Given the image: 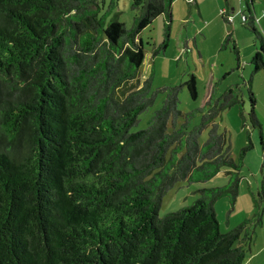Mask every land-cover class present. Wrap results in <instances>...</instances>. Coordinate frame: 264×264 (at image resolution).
<instances>
[{
  "label": "trees",
  "instance_id": "16d2710c",
  "mask_svg": "<svg viewBox=\"0 0 264 264\" xmlns=\"http://www.w3.org/2000/svg\"><path fill=\"white\" fill-rule=\"evenodd\" d=\"M173 1L133 0L128 28L104 25L96 0H0V264L246 263L263 211L222 233L215 209L225 197L234 206L239 192L240 166L216 121L238 95L227 89L221 103L208 101L194 126V112L178 108L182 86L139 81L140 34L160 16L170 23ZM244 1L242 26L261 43L251 65L264 72L254 0ZM221 17L230 22L225 10ZM229 42L239 69L231 34ZM185 86L196 100V76ZM159 93L162 107L133 132ZM249 94L250 126L260 128ZM223 170L227 186L200 189L190 207L159 216L177 184Z\"/></svg>",
  "mask_w": 264,
  "mask_h": 264
},
{
  "label": "rangeland",
  "instance_id": "374dc122",
  "mask_svg": "<svg viewBox=\"0 0 264 264\" xmlns=\"http://www.w3.org/2000/svg\"><path fill=\"white\" fill-rule=\"evenodd\" d=\"M197 8L190 7L188 0H174L172 3L171 24L164 16L158 17L145 28L140 38L145 44V60L140 68L139 81L150 76L153 78V90L165 86H182L179 94V110L194 112L193 125L201 122L203 114L210 109L209 97L214 104L220 101L227 89H233L240 99V105L221 112L216 120L219 131L226 134L227 146L231 158L240 166L239 192L235 205L225 197L215 204L220 231L227 233L247 219L254 217L258 210L263 211L264 201V72H253L251 59L260 41L256 42L250 30L241 25V13L246 9L244 0H197ZM104 25L113 20L124 23L128 28L133 25L136 11L132 9L133 0H96ZM230 5V6H229ZM234 9L237 16L234 23H225L220 15L221 7ZM256 29L264 37V0H254ZM229 20L232 19L229 18ZM170 24L169 32L167 27ZM228 34L237 43L240 57L238 68L237 56L233 52V42L225 43ZM165 44L164 51L154 55L156 48ZM189 75L197 78L198 98L193 100L185 86ZM249 89L255 97V114L260 128H252L248 119L251 108ZM165 95L159 93L153 106L139 118L133 132L144 130L155 111L159 110ZM205 113L198 112L203 109ZM240 111L246 121L240 117ZM261 129V130H260ZM206 128L199 139L203 145L208 138ZM252 148L241 158V151L246 146ZM229 184L227 170L218 173L213 179L204 183L182 182L177 184L163 199L159 216L178 212L190 207L200 197V189H215ZM263 209V210H262ZM230 220V221H228ZM248 257L253 252L254 242L250 246Z\"/></svg>",
  "mask_w": 264,
  "mask_h": 264
},
{
  "label": "crops",
  "instance_id": "0c3cea01",
  "mask_svg": "<svg viewBox=\"0 0 264 264\" xmlns=\"http://www.w3.org/2000/svg\"><path fill=\"white\" fill-rule=\"evenodd\" d=\"M225 1L227 2V0H225ZM187 3L190 5V7L197 8L199 14L201 15L200 7H199V4H198V1L197 0H194L192 3H189V2H187ZM229 6L228 7H224V8L221 7V10L220 11L222 13V11L225 10L228 13L229 18L232 19V22H231V20H229L230 22L228 24H230V23L232 24V23H234L236 21L235 19H236L237 16L232 15L235 10L229 8ZM254 11H255V9H254ZM221 13H220V15H221ZM241 16H242V13H241ZM170 24H171V22H170ZM241 25H242V22H241ZM231 36H232V34H231ZM232 40L235 42L234 39H232ZM235 44L237 45L236 42H235ZM239 60H240V57H239ZM210 100H211V98L209 97V100L208 101H210ZM228 221H230V220H228ZM245 264H264V217H263V224H262V226L259 227L256 230V234L254 236V248H253V252L251 253L250 257L247 258Z\"/></svg>",
  "mask_w": 264,
  "mask_h": 264
},
{
  "label": "built area",
  "instance_id": "2783aa9c",
  "mask_svg": "<svg viewBox=\"0 0 264 264\" xmlns=\"http://www.w3.org/2000/svg\"><path fill=\"white\" fill-rule=\"evenodd\" d=\"M188 2H193V0H188ZM242 21H246V17L242 16Z\"/></svg>",
  "mask_w": 264,
  "mask_h": 264
}]
</instances>
